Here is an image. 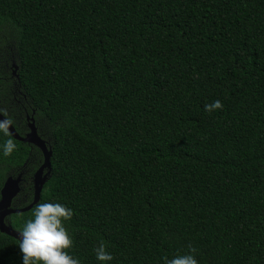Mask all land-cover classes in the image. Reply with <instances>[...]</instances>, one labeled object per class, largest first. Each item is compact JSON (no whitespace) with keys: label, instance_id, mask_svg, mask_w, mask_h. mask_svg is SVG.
I'll use <instances>...</instances> for the list:
<instances>
[{"label":"trees","instance_id":"obj_1","mask_svg":"<svg viewBox=\"0 0 264 264\" xmlns=\"http://www.w3.org/2000/svg\"><path fill=\"white\" fill-rule=\"evenodd\" d=\"M33 112L52 152L38 203L73 210L80 264L100 241L109 264L189 247L198 264H264V0H0V114L23 137ZM42 160L0 130L13 207ZM34 207L5 222L19 232ZM20 255L0 233V264Z\"/></svg>","mask_w":264,"mask_h":264},{"label":"clouds","instance_id":"obj_2","mask_svg":"<svg viewBox=\"0 0 264 264\" xmlns=\"http://www.w3.org/2000/svg\"><path fill=\"white\" fill-rule=\"evenodd\" d=\"M205 112H214L222 108L220 100H213L203 105ZM0 130L5 133L7 125L0 121ZM14 148L9 139L4 142L3 154L8 155ZM73 210L61 203H38L18 233V248L21 264H80L78 258L70 255L73 239L69 235L65 222L70 220ZM95 260L98 264H109L113 260L111 252L106 250V243L100 241L93 248ZM195 249L189 247L188 252L174 255L171 258L161 257L163 264H198L193 253Z\"/></svg>","mask_w":264,"mask_h":264},{"label":"water","instance_id":"obj_3","mask_svg":"<svg viewBox=\"0 0 264 264\" xmlns=\"http://www.w3.org/2000/svg\"><path fill=\"white\" fill-rule=\"evenodd\" d=\"M16 70V67H15ZM0 121H3L7 125V133L14 140L26 143L37 148L42 154V164L35 171L32 177L33 184V198L32 202L24 208L13 207V200L20 192V184L22 182V173L17 176H8L1 189H0V233L13 238L19 243L18 231L12 229L9 223L5 222L6 217L13 214H20L31 210L35 206L41 196L42 189L46 182L49 180L51 173L50 158L52 155L51 149L47 146V142L43 140L39 135L33 118H29L27 121L28 132L22 137L17 134L14 127L0 114Z\"/></svg>","mask_w":264,"mask_h":264},{"label":"flooded vegetation","instance_id":"obj_4","mask_svg":"<svg viewBox=\"0 0 264 264\" xmlns=\"http://www.w3.org/2000/svg\"><path fill=\"white\" fill-rule=\"evenodd\" d=\"M11 67H12V70H11V76H12V77H15V78L17 79V75H16L17 70L14 69L13 65H12ZM13 94H16V95H17V94H21V92H19V91H18V92L14 91ZM21 95H22V94H21ZM33 114H34V112L32 113V115H31L30 117H29L28 115L25 116L26 123H27V121H28L29 118H33V119H34V115H33Z\"/></svg>","mask_w":264,"mask_h":264},{"label":"bare ground","instance_id":"obj_5","mask_svg":"<svg viewBox=\"0 0 264 264\" xmlns=\"http://www.w3.org/2000/svg\"><path fill=\"white\" fill-rule=\"evenodd\" d=\"M13 65V67H14V69H15V65L14 64H12Z\"/></svg>","mask_w":264,"mask_h":264}]
</instances>
